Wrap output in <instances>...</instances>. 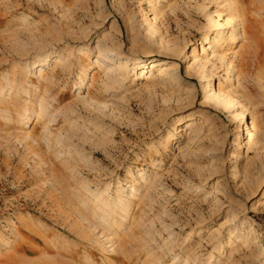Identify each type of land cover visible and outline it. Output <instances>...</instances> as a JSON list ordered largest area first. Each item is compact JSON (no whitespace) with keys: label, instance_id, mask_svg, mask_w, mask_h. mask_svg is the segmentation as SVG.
<instances>
[{"label":"rangeland","instance_id":"374dc122","mask_svg":"<svg viewBox=\"0 0 264 264\" xmlns=\"http://www.w3.org/2000/svg\"><path fill=\"white\" fill-rule=\"evenodd\" d=\"M14 80L0 264H264V0H0Z\"/></svg>","mask_w":264,"mask_h":264},{"label":"bare ground","instance_id":"6f19581e","mask_svg":"<svg viewBox=\"0 0 264 264\" xmlns=\"http://www.w3.org/2000/svg\"><path fill=\"white\" fill-rule=\"evenodd\" d=\"M156 8H157L156 5H154L153 6V10L155 9V12H158L156 10ZM217 40H218V37H215L213 39V42H216ZM207 49H209V48H207ZM164 55H167V53H165ZM163 63H165V60L164 59H160V60H157V61H153V62H151V68L156 67L157 65L163 64ZM15 81L16 80L10 81V83H8L7 85L3 86L2 90H4V91L6 90V91L5 92H2V93L0 92V109L2 111L5 110L4 111L5 113L11 112V114H9L10 117L14 113V114H16L18 116V119L19 118L22 119V118L25 117V114H28L29 115L30 114V111H27L26 109L17 110L18 107L17 108L15 107V105H16L15 104L16 103V99H19L20 100V98L22 97V93H24V92H22L23 87L22 88H19V87L16 88L17 85L15 86V84H16ZM4 94H7L8 95V98L7 97H3V96H5ZM224 98H225V100L229 101V98H227L226 96H224ZM224 98H222V99H224ZM44 108H45L44 105H42V104L39 105V110H41V113L43 112ZM250 136H251V134H250ZM85 187L87 188V186H85ZM86 190L89 192V197H92L91 200L95 201V204L92 201L93 202V205H91L90 201L83 200L84 198L83 199H78L79 201H77V204L79 203L80 205H83L84 208H86V209H90L91 207L94 208L95 211H96V212L94 211L95 217L99 218V220L101 221V223H104L105 226H107V227L108 226H115V225H117L116 227H118V226L120 227L123 224H125L128 216L132 212V209H130L129 206H127L125 208L124 207L121 208L119 206L120 202H122V196H121L120 193L117 195V197L114 198V197L107 196V191L108 190H100L99 187L96 188V189H93L90 185H88V188ZM119 207L121 209H123V212L121 213L122 215L117 210V208H119ZM99 212L100 213H102V212L107 213V215L105 216V215L98 214ZM118 215H119V217L121 215L122 218L119 219ZM187 264H188V261H187Z\"/></svg>","mask_w":264,"mask_h":264}]
</instances>
